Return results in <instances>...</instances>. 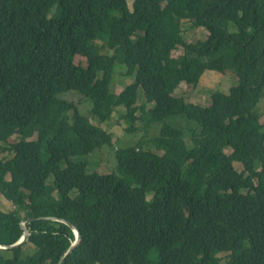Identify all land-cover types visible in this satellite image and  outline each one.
Listing matches in <instances>:
<instances>
[{"label": "trees", "instance_id": "obj_1", "mask_svg": "<svg viewBox=\"0 0 264 264\" xmlns=\"http://www.w3.org/2000/svg\"><path fill=\"white\" fill-rule=\"evenodd\" d=\"M128 3L0 0V153L12 155L0 160V246L23 222L29 234L0 264H264V0ZM182 21L205 39L185 42ZM116 65L130 81L123 118L159 133L144 141L154 151L116 150V173L100 175L86 157L112 145L92 123L108 112L84 116L61 95L87 97ZM206 71L235 83L206 106L174 96ZM49 218L80 233L66 258L75 236Z\"/></svg>", "mask_w": 264, "mask_h": 264}, {"label": "rangeland", "instance_id": "obj_2", "mask_svg": "<svg viewBox=\"0 0 264 264\" xmlns=\"http://www.w3.org/2000/svg\"><path fill=\"white\" fill-rule=\"evenodd\" d=\"M130 5L132 0H128ZM181 28L183 30V38L187 43H194L199 40H204L206 32L202 28H194L189 21H182ZM98 41H103V36L97 37ZM100 44V43H99ZM181 54V49L172 52V57H177ZM84 62V59L76 58L75 62ZM122 68L116 65L114 75L109 84H104L100 81H96L92 90L86 93L87 97L78 96L73 93H66L61 95L63 98H67L69 101L75 102L82 115L90 117L91 113L101 111L103 113L108 112V118L99 123L97 120L92 121L94 125H99L111 135V146H103L86 157L89 160L88 172H96L100 175L116 173V159L115 152L119 149H125L127 147H135L136 149H152V145L147 144L144 146V141L158 136L159 125H152L148 131H144L140 122H134L132 120H126L123 118L125 111L122 107L116 106L118 100V94L124 89V87L130 82L129 80H122L119 83ZM234 73L226 72L220 74L213 71L204 72L198 85L193 88L186 84H183L174 93V96L182 97L187 103L196 104L199 106H206L209 102V96L213 92H221L227 94L229 89L234 85ZM136 98V105L141 106L145 103L143 92L138 90ZM87 99V100H86ZM108 105L111 110H104V106ZM150 107V105H147ZM260 123L264 124V96L259 102L256 108ZM188 122V121H187ZM167 123L175 127H184L181 119L178 117L170 118ZM15 140V137H13ZM34 138H32L33 140ZM187 140V139H186ZM12 155L8 153H0V160L9 159ZM235 169L239 171L238 164H234ZM264 171V168H263ZM55 196H58L55 194ZM8 206L6 204V208ZM32 252L29 246H25L24 255L28 257Z\"/></svg>", "mask_w": 264, "mask_h": 264}, {"label": "water", "instance_id": "obj_3", "mask_svg": "<svg viewBox=\"0 0 264 264\" xmlns=\"http://www.w3.org/2000/svg\"><path fill=\"white\" fill-rule=\"evenodd\" d=\"M49 219H51L53 221H58V222H62L64 224H66L72 230V232H73V234L75 236V239H74L73 244L71 245L70 249L68 250V252L64 256V258H66L69 255V253L78 245V243L80 241V233H79V231L72 224H70L67 221H64L62 219H56V218H49ZM23 224H24V222L22 223V229H23V235H22V237L15 244L10 245V246H0V249H3V250L14 249V248L21 247V246H23V245H25L27 243L28 238H29V234L25 230ZM63 261H64V259H62L59 262V264H62Z\"/></svg>", "mask_w": 264, "mask_h": 264}]
</instances>
